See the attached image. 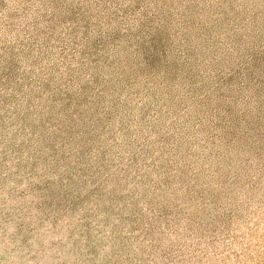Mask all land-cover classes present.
<instances>
[{"label":"rangeland","instance_id":"374dc122","mask_svg":"<svg viewBox=\"0 0 264 264\" xmlns=\"http://www.w3.org/2000/svg\"><path fill=\"white\" fill-rule=\"evenodd\" d=\"M0 264H264V0H0Z\"/></svg>","mask_w":264,"mask_h":264}]
</instances>
